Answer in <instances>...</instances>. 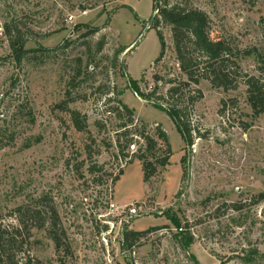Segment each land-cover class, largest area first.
I'll list each match as a JSON object with an SVG mask.
<instances>
[{
    "label": "rangeland",
    "instance_id": "obj_1",
    "mask_svg": "<svg viewBox=\"0 0 264 264\" xmlns=\"http://www.w3.org/2000/svg\"><path fill=\"white\" fill-rule=\"evenodd\" d=\"M179 1L208 15L213 39L234 50L256 48L264 59V0ZM153 6V0H0V224L21 230L24 241L28 232L18 209L44 216L54 207L70 247L57 250L45 229L25 220L30 237L16 251L19 258L30 255L42 264H264V202L258 200L264 194V114L253 116L243 84L225 92L201 81L189 89L202 97L190 108L188 146L158 100L187 78L165 25V53L155 65L161 41ZM11 21L27 38L21 62L4 34ZM238 62L244 73L260 76L256 58ZM121 104L134 111L136 143L129 147L124 136L117 143L126 120L113 110ZM73 111L87 117L86 132L74 128ZM143 125L156 140L157 129L165 131L173 154L148 183L134 158L144 143L138 136ZM93 167L101 169L92 173ZM111 200L137 207L140 217L110 233L102 222L117 221L107 216ZM174 222L193 237L190 247L182 246ZM121 228L159 229L125 250Z\"/></svg>",
    "mask_w": 264,
    "mask_h": 264
},
{
    "label": "trees",
    "instance_id": "obj_2",
    "mask_svg": "<svg viewBox=\"0 0 264 264\" xmlns=\"http://www.w3.org/2000/svg\"><path fill=\"white\" fill-rule=\"evenodd\" d=\"M153 11L158 13L155 17V25L158 30L161 41V53L155 61L158 64L165 53V41L163 34L160 31V25H165L171 28L173 47L176 60L178 62L180 72L186 76L187 82L171 87L166 98H159V101H164L168 116L177 128L178 133L185 140L188 146L193 145L192 128L189 119L190 108L197 103L202 94L199 90L190 92L191 86H198L201 81H207L213 89H222L225 92L236 90L239 85L243 84L247 88V103L253 111L255 118L264 114V59L260 56L256 48L246 49L244 51L234 50L231 45L223 39H213L211 37L210 19L208 15L186 3L179 0H153ZM159 2V4H157ZM4 34L7 37L10 49L15 61L21 62L27 51L24 49L27 38L22 31L18 22L11 21L4 25ZM98 52L102 51L104 41L98 43ZM123 49L120 53L125 52ZM254 57L259 63L260 76L255 77L244 73L238 60L239 58ZM135 93L140 94L138 89H134ZM142 96V95H141ZM120 103V102H119ZM158 105V104H157ZM119 120L124 121L117 132V143H120V137L124 136L127 139L126 146L135 145L136 129L134 125V111L121 104V109H114ZM71 121L74 128L78 132H86L87 117L82 116L79 112L73 111L70 113ZM97 127L103 128L100 122L96 123ZM134 127V128H133ZM145 127L142 126V131L138 132L139 138L144 142L134 158L142 163L144 173V182L148 183L156 174L158 169H164L170 165L172 157V149L169 142V137L161 128L157 129V138L145 132ZM163 146H159V142ZM131 164V162H130ZM101 168L93 167L91 172L100 171ZM123 170L119 171V176L114 178V183L119 181L123 175ZM258 200L264 202V194L258 196ZM22 213L23 219L21 224L27 230L25 240H19L22 237V232L16 227H4L0 224V264H42L38 259L28 255L26 258H19L16 254L21 253L24 245L27 244L30 237L29 226L25 223L35 220V228L38 230L45 229L49 239L55 245L57 250H70V247L65 243V232L61 227L60 217L54 207L44 213L32 212L30 208L18 209ZM16 212V209H15ZM16 217V216H15ZM26 220V222H25ZM177 230L183 233L181 240L183 247H190L193 243V237L189 234H184L180 223L174 222ZM159 229V228H157ZM149 229L143 232L126 231L124 233L123 249L132 250L137 242L145 237L150 231L157 230ZM185 235V236H184ZM256 251L250 253L249 259L253 258ZM195 264L198 262L194 261Z\"/></svg>",
    "mask_w": 264,
    "mask_h": 264
},
{
    "label": "built area",
    "instance_id": "obj_3",
    "mask_svg": "<svg viewBox=\"0 0 264 264\" xmlns=\"http://www.w3.org/2000/svg\"><path fill=\"white\" fill-rule=\"evenodd\" d=\"M73 17H70L69 20L72 21ZM107 209H108V213L107 216L111 217L113 216L114 218H117V221H113V220H105L102 223L104 225H109L111 226L110 229V233L112 232V229L115 227V225H119V227L121 225H123V227L129 222L130 219L133 218H137L140 217V209H138L135 206H118L116 205V203L111 200L108 204H107ZM131 207H135V208H131ZM122 230L119 229V234L121 236V244L124 241V233L126 232L124 230V228H121ZM104 241H106L104 239Z\"/></svg>",
    "mask_w": 264,
    "mask_h": 264
},
{
    "label": "water",
    "instance_id": "obj_4",
    "mask_svg": "<svg viewBox=\"0 0 264 264\" xmlns=\"http://www.w3.org/2000/svg\"><path fill=\"white\" fill-rule=\"evenodd\" d=\"M157 13H158V10L155 12V15H157Z\"/></svg>",
    "mask_w": 264,
    "mask_h": 264
}]
</instances>
